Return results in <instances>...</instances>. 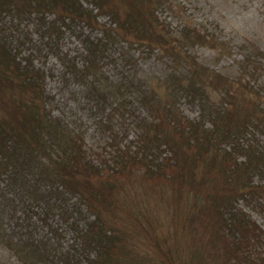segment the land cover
<instances>
[{
	"label": "trees",
	"instance_id": "16d2710c",
	"mask_svg": "<svg viewBox=\"0 0 264 264\" xmlns=\"http://www.w3.org/2000/svg\"><path fill=\"white\" fill-rule=\"evenodd\" d=\"M165 3L0 0V180L12 197L1 194L0 206L14 211L21 202L25 213L29 210L0 238L23 264H264V226L245 209L264 220V146L252 134L264 131V85L255 81L261 52L254 47L249 58L246 53L238 77L229 80L187 52L193 43L212 44L213 35L180 14V26L173 30L159 15ZM20 20H32L57 54L64 31L79 38L82 64L65 52L61 56L65 72L78 79L99 69L107 44L117 39L161 49L173 63H183L186 73L169 75L162 92L139 84L144 113L134 115V138L122 142L123 136L103 123L110 132L109 154L93 156L82 134L69 131L47 107L45 72L34 63L31 47L23 50L32 40L30 31L19 28ZM90 88L103 105L105 94ZM212 91L221 96L212 99ZM179 97L199 105L197 119L181 113ZM138 175L151 182L166 180L170 198L186 200L184 232L171 241L172 248H167V236L153 237L149 256L114 226L117 214L127 213L123 181ZM32 212L49 237L34 235ZM65 231L73 237L63 246ZM188 249L192 256L186 257Z\"/></svg>",
	"mask_w": 264,
	"mask_h": 264
},
{
	"label": "rangeland",
	"instance_id": "374dc122",
	"mask_svg": "<svg viewBox=\"0 0 264 264\" xmlns=\"http://www.w3.org/2000/svg\"><path fill=\"white\" fill-rule=\"evenodd\" d=\"M165 4L159 8L160 18H165L173 30L180 26V16L190 18L192 21L205 27L206 31L214 37L212 44L193 43L187 46V52L192 55L202 66L219 73L229 80L238 77L241 72V60L247 53L250 57L251 50L257 47L261 52L259 56L260 70L255 78L258 85H264V0H169L172 4L171 11ZM180 11H183L180 13ZM47 15V19L52 18ZM100 21L107 20L106 16H99ZM19 28L30 31L32 44L27 45L25 52L32 50L34 63L45 72V89L50 98L47 107L52 114L60 118L69 131L80 132L83 136L86 150L93 156L101 154L103 158L109 154V129L118 131L123 136L122 142L127 144L135 136L134 115L143 114L136 87L139 84L153 85L162 92L164 80L171 74L184 76L186 73L183 63H173L169 56L163 55L158 48L150 50L145 45L117 39L112 44H107L106 51L99 69L86 79H78L66 73L61 59L63 52L74 56L78 65L82 64V45L79 38L71 31L66 30L60 38V50L57 54L51 51L40 38L32 20H20ZM96 36H100L95 31ZM214 45V46H213ZM90 85H94L105 94L106 102L98 105ZM211 98L217 100L220 94L212 91ZM124 106L121 107V104ZM264 106V103H263ZM178 109L189 119L200 114L197 103L178 98ZM109 117V119H105ZM209 123L208 120H206ZM253 137L264 146V131L254 130ZM136 179L123 181L120 189L121 198L126 199V215L115 218L114 226L124 231V237L131 240L133 248H138L140 254L149 256L154 248L153 237H166L167 248H172L171 241L180 236L185 230L184 205L170 198V186L164 179H155L157 182L141 180V175ZM140 179V180H139ZM4 180H0V195L9 198V190L2 188ZM12 189V188H11ZM1 198V196H0ZM12 198V197H11ZM16 202V201H14ZM31 203V201H29ZM24 204H15L14 211H8L0 206V234H5L12 229L17 218L24 215ZM33 211L36 205L31 203ZM252 217L264 226L263 217L248 208ZM27 210L26 213H28ZM25 213V214H26ZM124 214V211H122ZM33 233L36 237L50 236L46 225L33 213ZM38 215V213H37ZM65 229V225L62 226ZM73 234L63 232L60 243L63 246L71 243ZM187 249V248H185ZM186 257L192 256L188 251ZM207 257L208 252L204 253ZM194 257V256H193ZM200 257H204L201 255ZM199 261V264H207ZM0 264H23L0 238Z\"/></svg>",
	"mask_w": 264,
	"mask_h": 264
}]
</instances>
